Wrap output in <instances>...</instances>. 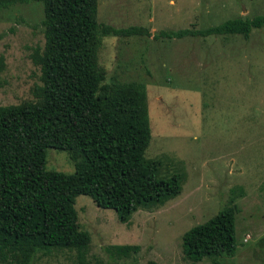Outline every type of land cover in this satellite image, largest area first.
I'll list each match as a JSON object with an SVG mask.
<instances>
[{
	"label": "rangeland",
	"instance_id": "1",
	"mask_svg": "<svg viewBox=\"0 0 264 264\" xmlns=\"http://www.w3.org/2000/svg\"><path fill=\"white\" fill-rule=\"evenodd\" d=\"M264 12V0H96V20L140 26L149 37H102L97 65L109 81L144 87L150 138L144 152L159 174H184L180 193L137 209L127 223L83 195L74 199L78 229L87 233L88 264H189L181 235L229 201L235 252L195 264H264V26L240 35L152 38L159 31L202 30ZM40 3L0 10V106L34 101L40 86L33 57L43 46ZM46 171L74 173L66 152L46 149ZM136 245L126 258L104 248ZM30 264H76L73 250L37 254Z\"/></svg>",
	"mask_w": 264,
	"mask_h": 264
},
{
	"label": "trees",
	"instance_id": "2",
	"mask_svg": "<svg viewBox=\"0 0 264 264\" xmlns=\"http://www.w3.org/2000/svg\"><path fill=\"white\" fill-rule=\"evenodd\" d=\"M28 2L42 7L44 42L32 59L40 86L33 102L0 106V264H30L37 254L61 249L73 250L76 264H88L89 237L78 229L75 197L87 196L127 223L137 209L175 198L184 174L163 177L158 162L144 157L150 131L142 84L109 81L97 65L102 37H149L148 31L97 22L96 0H0V10ZM263 26L264 12L202 30L159 31L152 38H247ZM49 148L66 152L73 174L44 169ZM236 212L229 201L181 235V253L189 264L233 256ZM138 249L104 248L111 258Z\"/></svg>",
	"mask_w": 264,
	"mask_h": 264
}]
</instances>
